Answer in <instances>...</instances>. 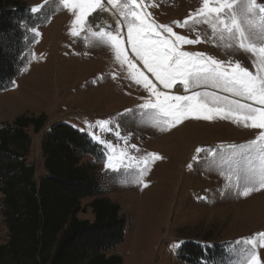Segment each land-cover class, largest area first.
<instances>
[{
	"label": "rangeland",
	"instance_id": "rangeland-1",
	"mask_svg": "<svg viewBox=\"0 0 264 264\" xmlns=\"http://www.w3.org/2000/svg\"><path fill=\"white\" fill-rule=\"evenodd\" d=\"M16 1L28 10L40 6V11L31 12V22L22 25L27 58L13 86L0 93V124L11 123L22 115L47 116L41 132L35 134L29 129L32 147L28 162L36 166V179L47 175L41 143L52 127L67 124L91 138L88 133L96 130L97 121L108 120L113 128L119 123L120 136H126L127 143L112 132L98 130L97 135L110 142L117 153L126 150L137 158L154 153L160 159L149 164L144 183H132L135 169L121 168L118 173L106 169L108 150L91 138L101 147L100 158L86 157L82 162L93 165L104 197L120 207L126 222L124 241L110 254L121 256L123 264H186L179 259L178 250L185 243H193L210 251V257L200 264H237L243 245L235 242L245 238L258 240L255 234L264 233V190L253 191L246 197L234 192L222 194L223 177L215 169L205 171L203 163H193V156L198 147L215 149L223 145L227 150L229 145H245L260 130L218 118L186 119L161 130L139 111L122 115L126 109L137 110L148 93L129 78L127 67L121 68L113 51L86 45L83 33L79 37L70 35L74 16L59 0ZM258 2L264 4V0ZM154 3L155 7L149 6L147 11L157 23L170 25L178 34L195 39L196 33L176 27L173 22H182L195 12L201 6L200 0ZM106 13L113 18L111 25H115L111 12ZM202 27L210 32L207 26ZM33 28L40 33L38 37L31 31ZM183 50L205 52L219 60H238L254 71L252 57L247 53L226 52L212 43L185 45ZM138 67L143 70L142 65ZM143 71L161 87L150 73ZM178 89L182 93L180 85L171 91ZM128 162L126 159L125 163ZM190 163L192 168L188 167ZM2 200L0 193V204ZM90 202L91 199H85L82 203L87 206ZM78 217L94 220L90 208ZM8 241V226L0 213V245ZM177 241L181 245L174 250L172 245ZM256 252L260 264H264V247H257ZM4 264L14 263L7 259Z\"/></svg>",
	"mask_w": 264,
	"mask_h": 264
},
{
	"label": "snow or ice",
	"instance_id": "snow-or-ice-1",
	"mask_svg": "<svg viewBox=\"0 0 264 264\" xmlns=\"http://www.w3.org/2000/svg\"><path fill=\"white\" fill-rule=\"evenodd\" d=\"M59 2L74 16L70 35L79 37L83 33L86 45L110 48L121 68L127 67L129 78L148 93L137 110L126 109L122 115H135L139 111L161 130L175 127L186 119L212 121L217 118L259 129V134L245 145H229L227 150L223 145L215 149L198 147L193 163H203L205 171H218L225 180L222 194L234 192L246 197L253 191L264 190V4L258 0H200L201 6L195 12L189 13L182 22H173L176 27L196 33L195 39H189L175 32L172 26L157 23L147 11L149 6L155 7L154 0L147 3L146 0ZM30 11L37 13L40 6ZM104 12H111L115 25L104 21ZM202 26H207L210 32ZM31 31L37 37L40 35L35 28ZM198 43H212L226 52L250 54L254 71L238 60H219L205 52L183 50L185 45ZM177 85L182 86V93L179 89L171 91ZM119 127V123L113 128L110 121L101 120L96 122V130L88 134L108 150L106 169L118 173L121 168H134L131 182L142 184L150 171L149 164L160 157L148 153L137 158L126 150L117 153L110 142L97 135L98 130L112 132L127 143L128 138L120 136ZM132 160L136 163H131ZM193 163L188 167L192 168ZM255 235L258 240L245 238L235 242L243 245L237 264H260L256 249L264 247V233ZM180 245L181 242H174L172 248L177 250Z\"/></svg>",
	"mask_w": 264,
	"mask_h": 264
},
{
	"label": "trees",
	"instance_id": "trees-1",
	"mask_svg": "<svg viewBox=\"0 0 264 264\" xmlns=\"http://www.w3.org/2000/svg\"><path fill=\"white\" fill-rule=\"evenodd\" d=\"M31 11L16 0H0V93L10 89L26 62L22 25ZM47 116L15 118L0 124V213L9 241L0 245V264H123L110 254L124 241L126 222L120 207L104 197V189L91 163L101 147L74 127L58 123L41 143L47 175L36 179V166L28 162L32 138L42 131ZM91 199L87 206L83 200ZM87 208L94 220L78 215ZM210 251L185 243L178 250L186 264H200Z\"/></svg>",
	"mask_w": 264,
	"mask_h": 264
},
{
	"label": "bare ground",
	"instance_id": "bare-ground-1",
	"mask_svg": "<svg viewBox=\"0 0 264 264\" xmlns=\"http://www.w3.org/2000/svg\"><path fill=\"white\" fill-rule=\"evenodd\" d=\"M102 16L104 18V21H106L107 24H112L113 18L109 17L106 12L102 13Z\"/></svg>",
	"mask_w": 264,
	"mask_h": 264
}]
</instances>
